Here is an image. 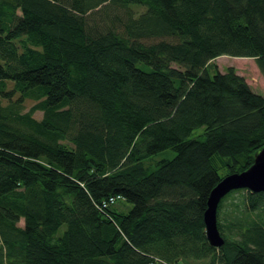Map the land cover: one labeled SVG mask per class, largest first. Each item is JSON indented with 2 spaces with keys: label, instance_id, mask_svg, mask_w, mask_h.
<instances>
[{
  "label": "trees",
  "instance_id": "1",
  "mask_svg": "<svg viewBox=\"0 0 264 264\" xmlns=\"http://www.w3.org/2000/svg\"><path fill=\"white\" fill-rule=\"evenodd\" d=\"M221 56L264 77V0H0V264H264V192L205 234L264 149V95Z\"/></svg>",
  "mask_w": 264,
  "mask_h": 264
},
{
  "label": "water",
  "instance_id": "2",
  "mask_svg": "<svg viewBox=\"0 0 264 264\" xmlns=\"http://www.w3.org/2000/svg\"><path fill=\"white\" fill-rule=\"evenodd\" d=\"M247 190L252 193L264 192V149L254 159L253 165L239 174H231L223 179L211 190L207 208L203 214L207 241L214 248L224 244L217 228V208L220 201L230 192Z\"/></svg>",
  "mask_w": 264,
  "mask_h": 264
},
{
  "label": "rangeland",
  "instance_id": "3",
  "mask_svg": "<svg viewBox=\"0 0 264 264\" xmlns=\"http://www.w3.org/2000/svg\"><path fill=\"white\" fill-rule=\"evenodd\" d=\"M141 11V10H140ZM228 68H233L237 75L241 76L251 90L259 95H264V77L259 71L256 62L252 58H233L229 56H221L216 58L211 62V66L208 68V74L212 76L214 73H225ZM32 106L31 102L26 103L25 112ZM42 114L36 112L34 117L39 120L41 119ZM204 128H199L193 131L191 138L198 137L202 135ZM175 156L174 152L171 150H166L159 152L158 154L150 157L145 161L146 165L155 167V165L162 160H171ZM234 197L229 199L226 203V208L232 202H239L240 194L233 195ZM132 204L127 202L125 199L116 201L113 205L110 206V209L117 213H126L130 210ZM19 227L23 226V221L21 220L18 223ZM64 227H61L57 235H61ZM195 264V263H194Z\"/></svg>",
  "mask_w": 264,
  "mask_h": 264
},
{
  "label": "built area",
  "instance_id": "4",
  "mask_svg": "<svg viewBox=\"0 0 264 264\" xmlns=\"http://www.w3.org/2000/svg\"><path fill=\"white\" fill-rule=\"evenodd\" d=\"M121 198V196H111L106 201L103 202V207L109 206L114 204L116 201H118Z\"/></svg>",
  "mask_w": 264,
  "mask_h": 264
},
{
  "label": "bare ground",
  "instance_id": "5",
  "mask_svg": "<svg viewBox=\"0 0 264 264\" xmlns=\"http://www.w3.org/2000/svg\"><path fill=\"white\" fill-rule=\"evenodd\" d=\"M121 199H122V197H121L119 200H121ZM112 205H113V204H112ZM110 206H111V205L106 206V207H103V203H102L101 208L105 209V208L110 207Z\"/></svg>",
  "mask_w": 264,
  "mask_h": 264
}]
</instances>
